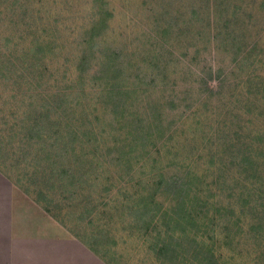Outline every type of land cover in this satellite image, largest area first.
Masks as SVG:
<instances>
[{
	"label": "rangeland",
	"instance_id": "rangeland-1",
	"mask_svg": "<svg viewBox=\"0 0 264 264\" xmlns=\"http://www.w3.org/2000/svg\"><path fill=\"white\" fill-rule=\"evenodd\" d=\"M0 170L120 264H264V0H0Z\"/></svg>",
	"mask_w": 264,
	"mask_h": 264
},
{
	"label": "crops",
	"instance_id": "crops-1",
	"mask_svg": "<svg viewBox=\"0 0 264 264\" xmlns=\"http://www.w3.org/2000/svg\"><path fill=\"white\" fill-rule=\"evenodd\" d=\"M101 256L0 170V264H120Z\"/></svg>",
	"mask_w": 264,
	"mask_h": 264
},
{
	"label": "trees",
	"instance_id": "trees-1",
	"mask_svg": "<svg viewBox=\"0 0 264 264\" xmlns=\"http://www.w3.org/2000/svg\"><path fill=\"white\" fill-rule=\"evenodd\" d=\"M2 171V170H1ZM3 172V171H2ZM26 191V190H25ZM27 192V191H26ZM28 193V192H27Z\"/></svg>",
	"mask_w": 264,
	"mask_h": 264
}]
</instances>
